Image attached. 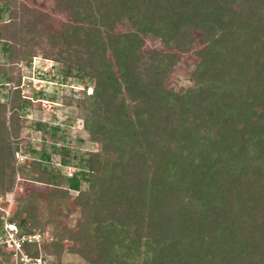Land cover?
<instances>
[{"label":"trees","instance_id":"obj_1","mask_svg":"<svg viewBox=\"0 0 264 264\" xmlns=\"http://www.w3.org/2000/svg\"><path fill=\"white\" fill-rule=\"evenodd\" d=\"M50 1L64 21L0 0L10 18L0 50L11 64L41 52L65 78L89 81L83 125L100 150L69 177L32 150L18 173L49 189L30 188L10 220L35 232V197L65 208L75 191L76 223L44 246L58 261L69 240L84 264H264V0ZM148 39L161 48L143 50ZM189 52L191 84L168 87ZM9 74L1 67L0 83ZM13 96L0 103V194L12 189L30 104Z\"/></svg>","mask_w":264,"mask_h":264},{"label":"rangeland","instance_id":"obj_2","mask_svg":"<svg viewBox=\"0 0 264 264\" xmlns=\"http://www.w3.org/2000/svg\"><path fill=\"white\" fill-rule=\"evenodd\" d=\"M25 1L30 3L29 6L50 10V0ZM50 11L54 17L58 15L52 10ZM17 16H19V10ZM9 19L8 9L0 2V25L8 23ZM57 19L64 21L66 16L58 15ZM153 47L161 48L158 39L146 40L143 50L148 51ZM194 61L192 52L180 54L179 62L167 75V86L178 90L190 85L191 81L188 79V74ZM1 67L10 72V81L0 83V103H5L6 107L9 108L14 102V92L21 98L30 100L29 106L20 112L19 149L15 153L13 186L9 192L0 194V206H3L6 203V198H8L11 209L15 212L20 197L28 193L30 188L33 187L39 191L49 189L48 185L33 184L22 179L18 173L20 165L27 166L30 164L32 150L44 151L49 156L48 162L44 163L47 168L69 177L77 170L79 157L82 153L99 151L100 145L89 140V133L83 125V99L92 90L89 81H79L74 77L65 78L61 71V64L43 57L41 52L30 56L27 61L17 60L11 64L7 62L0 50ZM53 147L56 151L53 150ZM62 156L69 160L66 165H63L60 160ZM75 196V191L68 192L69 199L65 203V208L58 205L57 208H53L47 196L37 195L35 197L34 208L32 207L29 218L36 223L37 230L51 233L53 237L51 242L61 241V237L58 234L54 236L52 232L56 230L66 233L76 223L79 215L78 209L72 203ZM63 243L65 246L62 249L61 259L66 262L84 264L78 253L70 251L77 249L79 244L69 240Z\"/></svg>","mask_w":264,"mask_h":264},{"label":"built area","instance_id":"obj_3","mask_svg":"<svg viewBox=\"0 0 264 264\" xmlns=\"http://www.w3.org/2000/svg\"><path fill=\"white\" fill-rule=\"evenodd\" d=\"M8 200L0 206V264H78L58 261L45 249V244L53 240L49 231L21 232L10 220L13 210Z\"/></svg>","mask_w":264,"mask_h":264}]
</instances>
